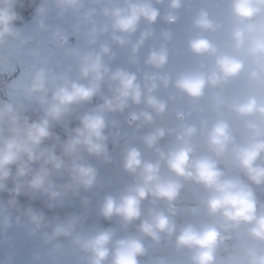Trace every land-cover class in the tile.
<instances>
[{"label": "clouds", "instance_id": "1", "mask_svg": "<svg viewBox=\"0 0 264 264\" xmlns=\"http://www.w3.org/2000/svg\"><path fill=\"white\" fill-rule=\"evenodd\" d=\"M0 264H264V0H0Z\"/></svg>", "mask_w": 264, "mask_h": 264}]
</instances>
